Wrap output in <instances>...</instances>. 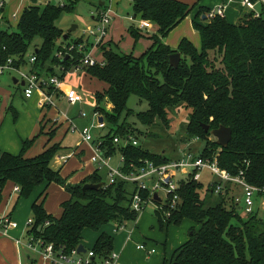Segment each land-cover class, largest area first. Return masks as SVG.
<instances>
[{"label":"trees","instance_id":"16d2710c","mask_svg":"<svg viewBox=\"0 0 264 264\" xmlns=\"http://www.w3.org/2000/svg\"><path fill=\"white\" fill-rule=\"evenodd\" d=\"M61 5H42L38 0L25 7L9 32L10 23L0 12V66L12 59L16 68L27 65V53L33 48L36 60L33 69L38 73L63 79L70 66H81L82 55L72 51L70 57L57 58L56 53L67 43L64 31L57 27L60 17L73 14L84 0H64ZM99 2L104 5L100 6ZM133 17L151 23L155 29L148 39L150 46L139 56L118 54L101 48L99 60L103 65L82 66L81 71L97 81L103 88L95 92V111L110 127L104 145L110 156L124 157V169L129 164L138 167L148 160L156 165L169 162L160 154L149 153L140 147L124 148L113 143L114 137L133 136L125 127L126 119L133 115L127 108L132 96L145 101L148 109L135 115L144 126L157 122L168 126V110L182 106L188 112L186 135L204 142L202 157L217 154L218 165L231 175L243 172L249 184L264 188V14L255 19L249 12H241L236 23L224 18L200 23L207 10L181 0H131ZM107 1H98L96 10L105 11ZM197 12L192 21L200 38L197 48L183 39L176 49L164 43L167 35L183 20ZM5 26V28H3ZM135 46L145 35L133 27L127 29ZM40 41H38V40ZM81 39L74 44H79ZM66 46V45H65ZM181 56L180 64L173 68L169 57ZM53 66H59L56 72ZM105 102V103H103ZM101 104L111 105L106 111ZM122 116L123 121L120 123ZM209 130L221 126L231 130L226 148L217 145ZM54 132H49V140ZM35 138L25 141L19 155L0 150V196L7 183L19 188L18 198L28 199L44 186L31 205L32 224L25 237L52 245L55 253L70 256L82 244L84 231L98 237L91 248L95 258H107L113 252V238L102 232L110 223L117 226L134 223L139 214L130 208L135 187L118 182L97 190L83 191L85 184L103 183L99 172L84 178L79 184H65L59 171L51 167L59 144L47 145L34 158L24 157ZM64 188L69 196L61 205V215L47 214L43 204L50 185ZM180 203L177 209L164 206L155 211L160 229L180 226L189 221L194 226L188 231V240L164 264H264V219L257 211L246 216L234 203V188L224 187V194L215 195L207 183L191 178L178 182ZM215 195L217 199L212 202ZM169 213L166 218L165 214ZM89 251L86 250L88 253Z\"/></svg>","mask_w":264,"mask_h":264},{"label":"built area","instance_id":"2783aa9c","mask_svg":"<svg viewBox=\"0 0 264 264\" xmlns=\"http://www.w3.org/2000/svg\"><path fill=\"white\" fill-rule=\"evenodd\" d=\"M11 0H0V12L4 11L8 2ZM32 0H19L25 7L32 4ZM40 3H45L46 0H38ZM42 4V5H43ZM240 7L245 11L252 14V17L259 19L264 14V0H239ZM24 7V8H25ZM23 8V9H24ZM18 9V8H17ZM17 9L9 16L13 21L17 22L20 14ZM226 11V4H220L212 9H209L205 14L206 21H212L215 18H224ZM95 16V26L86 27L83 32V42H80L74 49V45L70 46L69 53L75 51L77 54L82 55L80 59L81 66L74 68V71L81 70L82 66H102L104 63L98 60L92 51L98 49L107 40V33L110 27L109 10L99 11ZM139 29L148 30L151 28V23L141 21ZM89 39L91 41H89ZM72 50V51H71ZM60 58L62 54L60 51L56 53ZM70 57V55L68 56ZM35 55L27 58V65L25 67L16 68L12 66V59H8L5 65L0 66V77L6 73H13L17 79V83H23L21 86L23 97L31 100L36 97L39 105L45 110H54L55 115L49 118L47 122L53 126H66V132L76 134L80 138L81 143H85L94 148L90 162L93 166L94 172L105 171L106 181L103 182L105 187L111 186L118 182L127 183L135 187L131 196L130 208L139 215L144 212L148 205H154L155 211L168 206L170 209H177L180 203L178 195V182L182 179L191 178L193 181H200L201 173L203 171L209 172L212 179L208 184L214 189L215 195H223L224 187L230 185L234 188V203L239 205V208L244 215L249 216L255 211L260 213L264 210V188L256 187L244 179L243 172L237 175H231L226 170L219 167L217 161V154L212 158L202 157L201 154L194 156L189 152H182L179 160L170 161L163 165H156L152 161H144L140 166L136 167L129 164L128 169H124V157L119 154V165L113 167L110 164L112 156L107 152V147L104 145V137L95 139L91 136V129L103 130L106 126L103 118L100 116L98 110H93V124L83 129H78L75 122L65 113L58 108V100L61 98L70 107H75L83 103L89 104L86 97L82 93L76 91L74 88H67L62 91L63 79L58 76H45L38 74L34 69ZM62 71V69H61ZM94 109H95V104ZM107 107V106H106ZM111 105H108L106 111H109ZM79 118H85V115L80 111ZM102 118V123H99L98 118ZM113 143L121 146L122 148L131 145L138 147V143L134 137H114ZM78 146V145H77ZM75 155V151L72 152ZM71 157V154H56V161L66 162ZM62 165L64 163H61ZM160 191L164 193V199L160 197ZM237 191V192H236ZM14 192L19 193V188L14 187ZM157 194L160 202L154 200V194ZM166 213V218L169 217ZM32 221L29 219L26 222L27 228L31 226ZM0 225L2 228L15 229L17 223L10 219L8 216L0 217ZM126 224L117 226V230H124ZM25 247L31 251L39 254L41 264H93V252L89 251L85 256L77 254L76 251L70 256L62 253H55L52 245H45L41 240H33L26 237ZM20 244V241L16 242ZM137 250L145 252L147 255L155 253L154 249H148L145 244H140L136 247ZM75 258V259H73ZM101 264H123L117 253L112 252L107 258L100 260Z\"/></svg>","mask_w":264,"mask_h":264},{"label":"rangeland","instance_id":"374dc122","mask_svg":"<svg viewBox=\"0 0 264 264\" xmlns=\"http://www.w3.org/2000/svg\"><path fill=\"white\" fill-rule=\"evenodd\" d=\"M98 1H107V3L109 2L111 3L110 11L112 12V14H109L110 27L108 29L107 38L109 36V32H111L113 29L114 31L113 40L117 42L120 41V44L104 42L101 46L98 47V49L95 52L100 53L101 52L100 50L103 47H105L108 50H112L115 53L123 54V55L132 54V52L134 54H139L141 50L142 52H144L143 50L146 49L145 40L138 41L137 46L133 47V41L131 40L130 35L127 32V29L129 27H133L137 29L141 22L139 17H133L134 14L132 10V5L130 4L131 0H110V1L84 0L80 4H78L73 14H67V13L63 14L56 23L57 27L64 31V34H67L68 30L71 28L72 25H76V29L68 33L69 37L67 39V43L64 44L63 48L60 50V53L62 54L60 58L71 55L69 53L70 46L74 45V49H75L78 46V44H74L77 40L81 39V42L84 41L82 36L86 27L92 28L95 26V21L92 20L91 17L99 14L98 11L96 10ZM49 2L50 4L53 5H61L65 3L64 0H49ZM243 11L244 10H242L241 12ZM4 14L11 25L10 28L7 30L9 32L14 31L16 22L13 21L12 18L10 19V16L6 11L4 12ZM241 14L242 13L239 14V17ZM3 28H5V26ZM89 41L91 40L89 39ZM120 45H121V49H120ZM32 51L33 48H31L28 51L27 58L32 55ZM94 57L96 56L94 55ZM96 58L99 60L98 57ZM53 67L56 71L60 70L59 66H53ZM73 71H74L73 67L70 66L69 68H67V71H65V76L68 73H72ZM82 76L86 80H82V81L78 80L75 82V84L76 83L82 84V86L80 85V88H83L84 90L87 91H94V92L100 91V90L95 91V89H97L96 87L97 84L99 85L97 81L95 82L87 75H82ZM14 77L15 75L6 73L5 76L0 78V137H3L5 141H8V136H11V133L17 132L18 136H23L24 134L22 133L28 130V127H30L33 118H35L33 117L34 113L28 111L26 106L21 103L20 91L18 90L19 87L17 85H14L12 81V78ZM68 80H70V78ZM70 84L73 85V83ZM84 87H86L87 89H85ZM12 95H16V96L13 97ZM82 96L86 97L87 95L85 92H83ZM9 106H12L14 112L9 109ZM103 106H104L103 108L107 110L106 108L108 106L106 107V104H104ZM127 108L133 112V115L126 119L125 127L131 130L130 132L133 135L132 137L136 139L138 143V147L148 151L149 153L160 154L170 161L179 160L181 158L182 152H189L194 156H198L201 153L204 147V142L198 139H191L186 135L185 127L188 122L189 111L185 110L182 106H178L174 109L168 110L169 112L168 126H164L163 124L157 122L153 126H149V127L142 125L135 118L136 114L140 112H145L148 109L147 103L145 101L140 102L137 97L132 96L127 103ZM93 110H94V105H88L85 103L81 105H77L75 107H70L68 106L67 103H63L61 105V111L66 115H68L69 117L74 116L76 113L78 116L80 111L85 115L84 119L78 118V122L75 123L78 129L80 130L83 129L84 127H89L91 124H93ZM36 113H38V111ZM123 118L124 116H122L120 123L123 121ZM114 128L115 127H110L109 125H107L106 128L103 129L102 131L93 128L91 129V136L94 137L95 139L99 137V135L102 133L106 136L110 132V129H114ZM63 130L64 127H61L59 132H57V134L53 138V142L61 141L60 138L62 137L61 135H63L62 134ZM37 132L39 136L40 131L38 126H37ZM209 139L215 140L214 137H210ZM63 140H64L63 145L71 144V145L80 146V141L78 142V138L71 133H67V135ZM44 141H45L44 138H40L39 140L36 141L35 145L39 147L40 143ZM77 147L78 146H76V148ZM81 149H85L84 160H83L85 166L84 171L85 172L93 171L90 159L93 154L94 148L83 144ZM72 152L73 151H69L63 154V155L71 154V157L66 162H62L58 160L56 161V158H54V160L51 163V167L55 170L59 169L58 164L62 165L61 163H64L63 172L60 173L61 176H65L70 172H74L76 169H78L73 179H70L71 177L68 176L69 178H67L66 180H68L69 182L76 179V176L81 175L80 173L81 167L79 169V165L77 164V159L75 155H72ZM115 158H119L118 154L115 155ZM71 174L72 173H70V175ZM100 174L103 177V180L106 181L107 178L105 171H100ZM212 179H214V177L212 178L209 172L203 171L201 173L200 181L203 183L204 187ZM66 180H65V184L67 185ZM159 193H160V197L164 199V193L162 191H160ZM66 195L67 194L64 192V190L61 189L58 185H50L47 189V198L45 201V203L49 205L48 206L49 210L53 213L59 211V204L61 201H63L66 198ZM31 198L22 199V200L29 202ZM216 199L217 197L213 195L212 202H214ZM15 202H16V195L15 197L13 195L11 196L8 203L1 202V205L5 207L6 210H10V208L12 210V207L14 206ZM154 210H155L154 205L150 204L147 206L144 212L141 213L144 216V219L140 224L141 226L137 227L136 230L144 234L146 237H151L152 239L156 240V242L159 245L157 253L162 254L164 250V244L166 243L165 251L168 253L171 246L173 247L178 246L180 242H183L181 240L185 238V233H186L185 230L191 226V222L184 221L180 226L170 225L169 228L167 229L166 228L160 229L159 225H157V221L154 215ZM20 211L21 209L18 206L16 212H20ZM259 215L262 219H264V210L261 209ZM24 216H26V211ZM27 218H31V212L30 215L25 217V220ZM107 227H111L115 229V224L110 223L106 226V228ZM133 227H134L133 223H126L127 231H130ZM191 228H193V226L190 227L189 230ZM112 233L113 234L115 233L114 230L112 231ZM119 233H121L120 230H118L117 233H115L114 235H118ZM85 234L91 235V237H93V235L97 233L92 231H86ZM26 242H27L26 240L23 241L24 246ZM29 254L35 260L38 259V263L36 264H41V260L39 261L40 257L38 253H37L38 255L30 252ZM146 264H153L152 259H148Z\"/></svg>","mask_w":264,"mask_h":264},{"label":"crops","instance_id":"0c3cea01","mask_svg":"<svg viewBox=\"0 0 264 264\" xmlns=\"http://www.w3.org/2000/svg\"><path fill=\"white\" fill-rule=\"evenodd\" d=\"M181 1H183L189 5L197 4L198 8L202 7L203 9H205L207 11L209 9H212V8L222 4V3L226 4V11H225L224 19L227 22L232 23V24L236 23L237 19L239 18V14L243 10L240 7L239 0H181ZM110 4L111 3L109 2L107 9L109 10V14H112V12L110 11ZM24 7H25V4L23 5L21 2L19 3V0H11L8 2V5L6 6L5 10L3 11V15H4V17H6L4 14L5 11L10 15L17 8H18L17 9L18 13L21 15ZM196 12H197V8L192 12V14L190 16H188L185 20H183L178 26H176L167 35V37L164 40V43L166 45H168L172 49H176L178 47L179 43L183 39H186L189 42H191L195 47L198 48L200 46L199 34L197 31L194 30L193 25H192V21H193V18L195 16ZM91 19L96 21L95 16H92ZM201 21L202 22H200V23L206 22L205 15H202ZM137 30L145 35L139 41L145 40L146 49H147L150 46V41H149L148 37L152 33H154L155 29L151 25V28L148 30H142L139 28H137ZM113 35H114V31L112 29V31L109 32V36H108L106 42H111V43H116V44L119 43L120 44V41L117 42V41L113 40ZM131 40H132V38H131ZM136 46H137V44L135 46L133 45V47H136ZM120 49H121V45H120ZM96 50L97 49H94L92 51V55H95L96 57L100 58L101 56L99 53L95 52ZM145 50H143V51H145ZM129 53H131V52H129ZM142 53H143L142 50L139 52V54H134L132 52V54L135 57L141 55ZM61 73H62V71L60 72V70H59V74H61ZM8 74H11V73H8ZM12 75H14V74L12 73ZM82 75H86V74H84L81 70H78V71H73L72 73H68L66 76H64L63 77V84L61 86L62 91H64L67 88H74L76 91H78L82 94H83V92H85L87 96H90L92 98L94 93H95L94 91L84 90L83 88H80V85L82 86V84H79V83L75 84V82L78 80L79 81L86 80L85 78H83ZM3 76H5V74ZM3 76H1V77H3ZM69 78H70V80H68ZM15 79H16L15 77L12 78V81H14ZM70 83H73V85H71ZM13 84L17 85L19 87L18 90L20 91L21 103L26 106L28 111L34 113L33 117H35V118H33V121L31 123L30 127H28V130H26L24 133H22V134H24L23 136H18L17 132H15V133H11V136H8V141H5L3 137H0V150L3 152L9 153L11 155H14V156L19 155V153L21 152V149H22L23 142L35 138L32 146L24 154L25 158L31 159V158H34L35 156L39 155L46 148L47 145L50 146L53 144H59L61 148L57 152V154H64V153H67L69 151H75V157L77 159V164L79 165V169L81 167V171H80L81 175L76 176V179L72 180L71 182H69L66 179L69 177H71L70 179H73L75 177L78 169H76L75 171L73 170L74 172H70V173H72L71 175H70V173L65 175V176L60 175L63 180L67 181V184L75 185L78 182H81L87 176L92 175L94 173V169H93V171H88V172L84 171L85 166H84L83 160H84L85 149H81V147L85 143L80 142V146L78 145L77 148H76L77 145H71V144L63 145V141H64L63 139L67 135L66 126L62 125L59 127H57V126L52 127L50 122H47L49 120V118L54 117L55 111L54 110H48L47 111L45 109H42L40 107L39 101L36 97H34L31 100L25 99L23 97V94H22L21 84L20 83L15 84L14 82H13ZM99 85L97 84V86H96L97 89H95V91L101 90L103 88V85H100V87H99ZM84 88L87 89L86 87H84ZM12 96L15 97L16 95H12ZM12 101H13V99H12ZM57 103H58V108L61 110V105L63 103H65V101L60 98ZM93 103H94V100L92 103L89 102L88 105H93ZM9 109L14 112L12 106H9ZM37 111H38V113H36ZM70 118L76 123V122H78L79 116H77V113H76L74 116H71ZM40 119H41V121H40ZM79 119H84V118H79ZM98 121H99V118H98ZM104 124H105V126H107L106 122H104ZM37 126L39 127V131H40L39 136L37 134L38 133L37 132ZM61 127H64V130L62 131L63 135H61L62 137L60 138L61 141L53 142V138L55 137L57 132H59ZM49 132H54L51 136L52 137L51 140H49L50 139L48 136ZM73 135H75L78 138V142H79L80 138L76 134H73ZM101 137H105V135L102 133L96 139H99ZM40 138H44L45 141L41 142L39 147H37V145H35V144H36V141L39 140ZM85 145H88V144H85ZM88 146H90V145H88ZM83 148H85V147H83ZM116 154H118V157H119V153H116ZM115 155L112 156L111 161H110V164L113 167H117L119 165V158H115ZM63 166H64V164L63 165L58 164L59 169H57V170L54 169V170L59 171V173H62L63 169H64ZM92 168H93V166H92ZM105 174H106V172H105ZM52 185H54V184H52ZM59 187L64 190V188H62L61 186H59ZM43 189H44V186L38 187L34 191V193L32 194V196H31L32 198L30 197L31 200H29V202H26V201L18 198V193L14 192V185L13 184L7 183L5 185V187L1 193V196H0V217L8 216L10 219H12L14 222H16L18 226L15 229H6L5 230L0 225V264H36V263H38V259L35 260L34 258H32V256H30L29 252L36 254V255H38V254L35 251H31V250L27 249L23 245V241L26 240V237H25V232L27 230L26 222L30 219V218H27L25 220V217L30 215L31 205L34 201H36V199L38 198L39 194L43 191ZM64 192H65V190H64ZM13 195H14V197L16 195V202H15L14 206L12 207V210L10 208L11 211L6 210V208L1 205V202L8 203L11 196H13ZM46 198H47V190H46ZM68 198H69V196L66 195V198L63 201H61L59 204V211H57L55 213H53L49 210V208H48L49 205H47L45 203V201H46V199H45L43 207H44L46 213L51 215L54 218H59L61 215L60 205L64 201L68 200ZM18 206L21 209L20 212H16ZM25 211H26V216H24ZM154 212H155V210H154ZM143 219H144L143 214H140L138 216L137 220L133 223L134 227L130 231H127L126 227H125L124 230H120L121 233H119L118 235H114L118 231L117 225H115V229L111 228V227L106 228V226H105L102 230V232H104L105 234H107L113 238V241H114L113 252H115L119 255L120 261L123 264H146L148 259H152L153 264H164V262H166V263L169 262V260L173 256L174 252L188 240L189 228L192 226L195 227L194 224L191 223V226L185 230V232H186L185 238L183 240H181L183 242H180V244L178 246H174V247L171 246L168 253L165 251V249H166V243H165L164 244V250H163L162 254H160V253H157L159 245L156 242V240L152 239L151 237H146L144 234H142L141 232L136 230L137 227L141 226L140 224L143 221ZM156 221H157V218H156ZM157 225H159L158 221H157ZM167 228H169V227H167ZM113 230L115 232L114 234L112 233ZM85 232L86 231H84L82 234V241H81L82 244L81 245L83 246V248L85 250L89 251L93 247V245H94V243L98 237V234H95V235H93V237H91V235L85 234ZM83 238H84V241H83ZM17 241H20V244H17L16 243ZM140 244H145V246L148 249H154L155 253L152 255H147L145 252L137 250L136 247ZM86 254H87V252L85 254H81V255L85 256ZM39 261H40V258H39ZM93 264H101V262L98 258H95Z\"/></svg>","mask_w":264,"mask_h":264},{"label":"water","instance_id":"95a60500","mask_svg":"<svg viewBox=\"0 0 264 264\" xmlns=\"http://www.w3.org/2000/svg\"><path fill=\"white\" fill-rule=\"evenodd\" d=\"M100 6H103L104 3L103 2H99ZM76 29V25H72L71 28L68 30L67 34L64 35V40L67 39L68 37V33H70L71 31H74ZM180 60H181V56L179 53H174L172 55H170L169 57V64L171 67L173 68H177L180 64ZM15 84H17V80L15 79L13 81ZM21 86L23 85V83H20ZM87 101H89L90 103L93 102V99L90 96H86ZM99 122H102V118L99 117ZM202 128L204 130L205 133L209 132L210 135L212 137L215 138L216 143L219 147L221 148H226L231 140V130L227 127H219L217 129L214 130H209L208 126H204L202 125ZM103 186V183H99V184H85L82 187L83 191L86 190H97L99 188H101ZM154 200H156L157 202H160V199L158 198L157 194H154ZM76 253L77 254H85L86 250L83 248L82 245H80L77 249H76Z\"/></svg>","mask_w":264,"mask_h":264}]
</instances>
